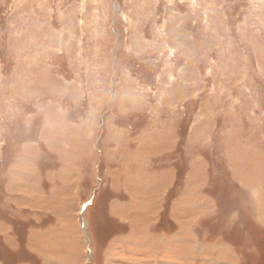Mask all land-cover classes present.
<instances>
[{
    "label": "rangeland",
    "instance_id": "rangeland-1",
    "mask_svg": "<svg viewBox=\"0 0 264 264\" xmlns=\"http://www.w3.org/2000/svg\"><path fill=\"white\" fill-rule=\"evenodd\" d=\"M197 157L194 184L230 205L216 218L214 201L177 209ZM28 160L52 168L71 208L65 197L44 214L4 202L8 166L19 174ZM114 175L146 191L123 198L122 218ZM256 219L264 225V0H0V262L264 264ZM32 227L81 236L44 252L30 243L40 261Z\"/></svg>",
    "mask_w": 264,
    "mask_h": 264
},
{
    "label": "crops",
    "instance_id": "crops-1",
    "mask_svg": "<svg viewBox=\"0 0 264 264\" xmlns=\"http://www.w3.org/2000/svg\"><path fill=\"white\" fill-rule=\"evenodd\" d=\"M178 131L181 132L180 129ZM176 134L179 135V133H176ZM169 135L171 136V139L168 143V149L167 150L168 151H171V150L175 151L177 147L175 148L174 145H175V143L178 142V138L173 139L175 132H171V133L169 132ZM24 150H26L27 153L36 152L37 157L39 158L38 149L36 147L28 145L26 148H24ZM39 160H40V158H39ZM197 160H198V157L196 159L192 160L191 169H193V170L190 172L189 177H188L189 184H188V186H185V189H187L186 199L183 201L184 203L176 202L177 209L182 210V212L184 214L185 213L189 214V212L191 210H196V212H199L202 209V207L205 206L206 202H208V204L210 205L211 202L214 201L217 205V210H216L215 214L209 216L208 218H212L213 216L216 218L220 215L221 212H223L224 209L227 210V208L230 205H228L227 207L224 206L223 210L221 211V205H220V201L218 199L217 194H216L217 198L215 197L214 194H204L203 190H199L198 185L194 184L196 181L198 182V179L200 178L199 171L202 172L201 170L198 171V169H197ZM225 160H226V162H228L231 165V168H236V169L242 170L244 172V177L246 178L247 173H246V170L243 168V166L238 168L232 164V162H231L232 161V154L231 153L226 154ZM262 163L263 162L261 161L260 164H262ZM208 165H210V164H208ZM17 167H18V163H14V164L8 166V169H7L8 178L5 180L6 183H4V192L7 195L5 196L4 202H8L9 204L16 205L19 208H23V210H26V209L30 210L32 213L34 211H38L40 214H44L45 212H50V208H51L50 205L52 203H55V202L58 203L59 202V203L64 204V202H65L64 197H65L69 203V208H71L72 201L75 199L68 194L69 193L68 188H65L64 186L60 187L58 185V183L55 182L56 173L52 172V168H42L41 166H38L35 161H31V160H28L26 162V165L23 166V168L20 170L19 174H17ZM218 168H219V171L222 172L221 168L220 167H218ZM179 169H180L179 167L176 169V178H178L177 175L179 173ZM168 172H170V171H166L164 173H168ZM227 172L229 173V170ZM161 173L162 172L157 171L155 173V176H157L159 178L161 177V181H162V179H164V177L161 175ZM170 174L173 175L174 171H171ZM236 175L239 176L241 182L244 185H246L249 189L255 190L253 183H249V182L245 183L244 182V177L240 172L237 171ZM63 178H64V173H63ZM159 178H155L153 180H158ZM172 178H174V177H172ZM118 179L119 180H117V176L114 175V181H116V183L119 186L113 187L115 195L113 196L112 200L110 201V204H111L112 214L118 216L119 218H122V201H124L123 198H125L126 201L130 198H134L136 195L137 196H143L145 198L146 191H145V188L143 187L144 185H142L140 188L136 187V183H135L136 180L134 177H132V175L130 177H127V179L129 180L127 183L122 184L120 177H118ZM226 179H227V175H226ZM51 180H53V182H51ZM163 183L164 182H162L161 185L154 184L150 187H147L148 189H150V193H149L148 197H150L151 195H154L157 197V195L164 190L165 186ZM239 185L241 187H243L240 183H239ZM243 188H245V187H243ZM141 192H145V193L140 194ZM162 194L164 195L165 193L163 192ZM205 196L208 199L202 200V197H205ZM235 201H236V199L230 200V202H232V203ZM34 204L42 205V207H38V206L34 207L33 206ZM69 208L63 207V208H60L59 210L64 214H69V211H70ZM152 208H153L152 205H146L145 206V212H150L152 210ZM226 210H224V211H226ZM34 215H35V217H37V213H34ZM49 216L53 217V215H50V214H49ZM54 216H56L55 218H57V219H61L63 215L57 216V214H54ZM197 218L198 217H196V218L193 217V220L195 221ZM37 219H39V218H37ZM39 220H42V218ZM1 223H4V222H0V224ZM257 223L262 226V231L261 230L259 231L258 228L251 225L258 230L256 233H254V235L259 236V234H260V236H262V233L264 234V225L262 223H260L258 220H257ZM50 224H51V222H50ZM176 224H179L178 220H176ZM37 228H42V227H32L30 229V232H29V240H28L30 250L33 252H36L37 254H39L38 251H34L35 249L33 250V248H31L30 243L35 242L38 250L42 246L41 250H42V252H44V246H45L46 242L52 246H55L59 242L63 241L60 238L61 236L69 235L67 232H73L72 235L81 236L79 229H71L70 230V229H67L66 227H57V228H54V235H56L57 237H54V236H50L48 233L46 234V232H44V230H41L38 234H36L35 230ZM178 230H179V227H178ZM184 230H185L184 225H182V227L180 228V232L178 234V238H177L178 241L181 239L182 234H184ZM199 232H200V230L197 228V231L195 230L196 235H198ZM141 234L145 240L147 239V237L152 238L151 234H148L145 232H141ZM40 236L42 238H41V241L39 242L38 238ZM183 237L185 239V234ZM115 238H116V236L113 239H115ZM121 238L124 239L125 241H128L124 237H121ZM258 239H259V237H258ZM187 240L190 241V242H188L189 244L192 241V238L188 234H187ZM78 243L81 245V239H79ZM114 243H115V240L112 243V246L114 245ZM73 247L78 249L79 245H73ZM213 251H214V249H213ZM259 251H261L260 248H259ZM39 256H40V261H41L42 256L40 254H39ZM67 261L69 263H73L71 260H67ZM0 263L4 264V263H9V262H6L2 258V261ZM28 264H30V263H28Z\"/></svg>",
    "mask_w": 264,
    "mask_h": 264
},
{
    "label": "water",
    "instance_id": "water-1",
    "mask_svg": "<svg viewBox=\"0 0 264 264\" xmlns=\"http://www.w3.org/2000/svg\"><path fill=\"white\" fill-rule=\"evenodd\" d=\"M191 2H194L195 0H190Z\"/></svg>",
    "mask_w": 264,
    "mask_h": 264
}]
</instances>
